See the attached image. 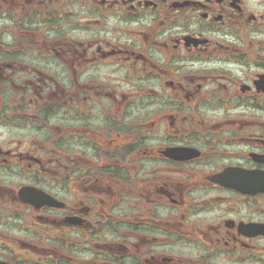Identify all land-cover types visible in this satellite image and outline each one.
I'll return each instance as SVG.
<instances>
[{
    "label": "flooded vegetation",
    "instance_id": "af4514ba",
    "mask_svg": "<svg viewBox=\"0 0 264 264\" xmlns=\"http://www.w3.org/2000/svg\"><path fill=\"white\" fill-rule=\"evenodd\" d=\"M0 264H264V0H0Z\"/></svg>",
    "mask_w": 264,
    "mask_h": 264
}]
</instances>
